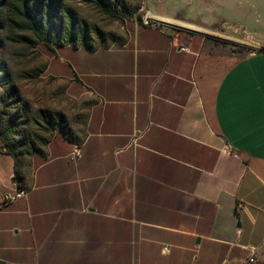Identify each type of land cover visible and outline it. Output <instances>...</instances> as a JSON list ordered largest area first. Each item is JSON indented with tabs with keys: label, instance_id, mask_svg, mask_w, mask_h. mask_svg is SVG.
I'll return each mask as SVG.
<instances>
[{
	"label": "crops",
	"instance_id": "1",
	"mask_svg": "<svg viewBox=\"0 0 264 264\" xmlns=\"http://www.w3.org/2000/svg\"><path fill=\"white\" fill-rule=\"evenodd\" d=\"M143 13L117 47L47 57L84 136L54 131L24 191L0 149V264H264V0Z\"/></svg>",
	"mask_w": 264,
	"mask_h": 264
},
{
	"label": "rangeland",
	"instance_id": "2",
	"mask_svg": "<svg viewBox=\"0 0 264 264\" xmlns=\"http://www.w3.org/2000/svg\"><path fill=\"white\" fill-rule=\"evenodd\" d=\"M143 1L111 0V8L117 13L116 17H112L97 8L92 0H61L90 28L97 29L96 33L90 34V44L94 49L117 47L125 43L131 25L136 22L142 24L144 21ZM154 1L156 3L158 0ZM18 34L29 37L31 43L10 41L7 39L9 33L0 31V129L11 141L13 154L18 155L17 171L25 174L27 180L29 158L21 155L26 142H39L37 133L43 138L50 135V131L45 130L38 119L37 111L44 109L62 112L68 120L70 132L81 140L84 136L86 107L64 99L62 83L55 82L44 73L47 57L70 43L62 40L59 45L55 42L47 45L38 42L27 32ZM171 34L180 35L182 41L189 38V34L181 30L172 29ZM77 43L81 45V42ZM230 48L244 54L263 51L238 45ZM10 87L15 90L14 97L10 107L5 109L4 95Z\"/></svg>",
	"mask_w": 264,
	"mask_h": 264
},
{
	"label": "trees",
	"instance_id": "3",
	"mask_svg": "<svg viewBox=\"0 0 264 264\" xmlns=\"http://www.w3.org/2000/svg\"><path fill=\"white\" fill-rule=\"evenodd\" d=\"M97 8L103 13L116 17V10L111 8V0H92ZM0 31L9 33L8 40L13 42L31 43L29 37L18 33H29L38 42L43 44L57 43L66 40L70 45L78 47L77 42L93 52L95 49L90 44V34L96 33L95 27L90 28L88 24L79 19L76 12L61 0H0ZM2 41L0 40V46ZM14 88H7L4 95V107L9 108L13 100ZM28 108V107H27ZM26 108V109H27ZM37 117L44 125V129L50 131L47 138L36 134L39 142L28 141L21 155L29 158L34 153H41L53 137L54 131H60L63 136L78 144L80 140L70 132L68 120L62 112L50 110H38ZM1 152L9 154L14 160L13 182L20 191L26 190V176L17 171V156L12 151V144L8 136L0 129Z\"/></svg>",
	"mask_w": 264,
	"mask_h": 264
},
{
	"label": "built area",
	"instance_id": "4",
	"mask_svg": "<svg viewBox=\"0 0 264 264\" xmlns=\"http://www.w3.org/2000/svg\"><path fill=\"white\" fill-rule=\"evenodd\" d=\"M181 50L183 51L184 49H181ZM254 257H255V254L251 253V257L248 259L247 263L252 264L254 262Z\"/></svg>",
	"mask_w": 264,
	"mask_h": 264
}]
</instances>
